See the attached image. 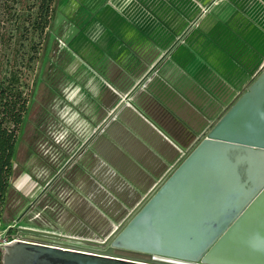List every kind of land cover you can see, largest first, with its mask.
Instances as JSON below:
<instances>
[{
	"label": "rangeland",
	"instance_id": "374dc122",
	"mask_svg": "<svg viewBox=\"0 0 264 264\" xmlns=\"http://www.w3.org/2000/svg\"><path fill=\"white\" fill-rule=\"evenodd\" d=\"M84 2L62 0L47 40L21 42L15 49L12 42L2 41L1 37L5 32L9 34L12 29L21 27L23 19L34 18L36 1L0 0V80L8 79L12 69L18 70L22 77L21 91L30 108L24 122L34 125L41 122L36 141L29 142L27 133L18 136L22 143L11 185L22 196L19 204L24 208L19 217L30 209L21 220L13 223L15 229L8 231L0 224L2 251L17 240L52 241L24 233L19 228L104 241L150 192L136 186L146 177L143 175L113 176L100 164L90 169L91 174L79 166L74 167L76 159L71 157L98 128L104 114V106L99 101L100 81L86 67V41L78 42L79 49L74 43L90 18ZM173 5L193 6L197 11L189 15L193 29L190 27L185 32L188 35L180 39L185 37L184 40L190 43L194 38L215 39L217 45L222 42L223 56L228 57L237 46L232 55L244 62L264 56V0H205L204 3L173 0ZM31 21L25 22L24 26L29 28ZM230 40L233 46L227 49ZM127 48L132 50L128 44ZM76 50H81L79 57L72 55ZM40 103L44 105L41 110L38 109ZM117 118L115 112L112 122ZM100 135L96 139L98 142ZM97 143L94 141L85 147L78 160L83 161L91 148H100ZM165 175L155 176L150 187L153 188ZM106 228L107 232L104 231Z\"/></svg>",
	"mask_w": 264,
	"mask_h": 264
},
{
	"label": "water",
	"instance_id": "95a60500",
	"mask_svg": "<svg viewBox=\"0 0 264 264\" xmlns=\"http://www.w3.org/2000/svg\"><path fill=\"white\" fill-rule=\"evenodd\" d=\"M19 230L60 246L17 241L2 264H264V69L104 241Z\"/></svg>",
	"mask_w": 264,
	"mask_h": 264
},
{
	"label": "crops",
	"instance_id": "0c3cea01",
	"mask_svg": "<svg viewBox=\"0 0 264 264\" xmlns=\"http://www.w3.org/2000/svg\"><path fill=\"white\" fill-rule=\"evenodd\" d=\"M84 5L90 18L74 43L86 41V63L94 70L116 63L108 76L122 73L134 81L111 111L134 138L117 140L115 150L107 147L97 164L113 176H146L136 186L151 190L155 176L167 174L259 76L264 56L244 62L223 56L215 39H180L197 11L175 7L173 0H85ZM155 70L158 78L149 79ZM127 95L130 103H121Z\"/></svg>",
	"mask_w": 264,
	"mask_h": 264
},
{
	"label": "trees",
	"instance_id": "16d2710c",
	"mask_svg": "<svg viewBox=\"0 0 264 264\" xmlns=\"http://www.w3.org/2000/svg\"><path fill=\"white\" fill-rule=\"evenodd\" d=\"M35 1L37 10L34 14V18L28 19L32 20L30 27L26 28L24 26V23L28 20L23 19L21 27L12 29L9 34L5 32L6 34H3L1 37L2 41L9 40L12 42L15 49L21 42L31 41L30 43H32L35 39H44V41H46L49 31L52 28L55 15L59 12L62 3V0ZM231 42L232 41L230 40V43H228L229 47H227V49L233 46ZM129 46H132V50H136L133 44ZM233 53L234 51L230 53V55L232 56ZM72 55L73 57H76V54ZM33 60L34 58H31V61ZM73 63L74 60L70 63L71 66ZM90 65L91 64L86 63V67L92 71L93 68H91ZM116 66V63H111L109 61L105 62L104 65L96 67L95 70L93 69L92 71L96 78L100 81L101 98L99 101L101 105L104 106V114L102 115V119L98 122V128L108 118L111 111L119 104L122 98L121 95L125 92H129L134 85L133 79L127 78L122 73L119 75L112 74L113 76H108L107 72L109 71V68H114V70H116ZM158 73V70L153 71L149 79L152 78V80H155L156 77L158 78L159 76ZM21 78L22 77L18 73V70L12 69L8 79L5 80L2 78L0 80V224L6 228L13 225V223L19 218V215L24 208V205L19 204L22 200V196L18 194L11 185L13 178L16 176L18 148L21 145L20 143H22L19 142L20 140H18V136L26 135L27 133L29 136V142H34L37 140L39 135L38 127L41 125V122H36L35 125L32 122H24V116L28 114L30 108L27 98L23 95L24 92L21 91ZM150 83L143 86L145 87L144 90L148 88ZM43 106L44 105L41 103L38 104V109L41 110ZM135 123L143 126L147 125L145 122ZM155 124L157 123L155 122ZM122 128L123 122H120L119 118H117V120L115 122H111L105 130H103L104 128L102 129L103 131L101 135L99 134L100 130L88 144H93L94 141L97 143L98 141H96V139L100 135L101 137L98 138V140H100V142H98L100 148H91L89 150L90 154H88V152L85 153L83 161L81 162L78 160V154L75 158L76 161L74 167L79 166L81 170L83 169L85 173H88L91 168L94 169V167L98 166L97 161L102 156L105 149L107 150V147L111 148V150H115L118 145L117 140H123V138L131 140L134 138L133 135L126 134ZM97 129H95V131ZM77 152L78 150L74 153V155ZM83 152L84 149H82L80 154ZM93 179H95L94 176ZM2 257L3 251L0 249V264H2Z\"/></svg>",
	"mask_w": 264,
	"mask_h": 264
},
{
	"label": "flooded vegetation",
	"instance_id": "af4514ba",
	"mask_svg": "<svg viewBox=\"0 0 264 264\" xmlns=\"http://www.w3.org/2000/svg\"><path fill=\"white\" fill-rule=\"evenodd\" d=\"M106 127V125L103 127V128H105ZM102 128V129H103ZM101 129V130H102ZM92 140V138L90 137L82 146H81V149L80 150H78V152L72 157V159H75L77 156H78V154H80L81 153V151H82V149H84L89 143H90V141ZM83 228H84V226H83ZM105 232H107V228H106V230H104ZM112 232V231H111ZM111 232H110V234H111ZM109 234V235H110ZM108 235V236H109ZM91 246H94V245H84V246H82V247H84V248H86V249H90V250H97V251H106L108 248L106 247V248H101V247H98V246H94V247H96V248H91ZM117 254H120V255H122V256H129V257H135V258H140V259H146V260H150L151 259V257L150 256H147V255H143V254H138V253H132V252H125V251H117Z\"/></svg>",
	"mask_w": 264,
	"mask_h": 264
},
{
	"label": "built area",
	"instance_id": "2783aa9c",
	"mask_svg": "<svg viewBox=\"0 0 264 264\" xmlns=\"http://www.w3.org/2000/svg\"><path fill=\"white\" fill-rule=\"evenodd\" d=\"M36 243V242H35ZM40 244H42V243H40ZM43 244H47V245H53V246H60V245H58V244H55V242H53V241H47V242H44ZM61 247H63V246H61ZM77 248H81V249H76V250H81V251H84L83 249H86V248H84V247H77ZM71 249H74V248H71Z\"/></svg>",
	"mask_w": 264,
	"mask_h": 264
},
{
	"label": "bare ground",
	"instance_id": "6f19581e",
	"mask_svg": "<svg viewBox=\"0 0 264 264\" xmlns=\"http://www.w3.org/2000/svg\"><path fill=\"white\" fill-rule=\"evenodd\" d=\"M17 241H20V240H17ZM17 241H16V242H17ZM13 243H14V242H13ZM11 244H12V243H11ZM9 245H10V244H9Z\"/></svg>",
	"mask_w": 264,
	"mask_h": 264
}]
</instances>
